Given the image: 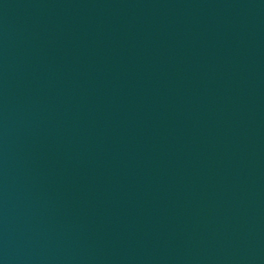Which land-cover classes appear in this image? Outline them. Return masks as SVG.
I'll return each instance as SVG.
<instances>
[{
    "label": "water",
    "instance_id": "water-1",
    "mask_svg": "<svg viewBox=\"0 0 264 264\" xmlns=\"http://www.w3.org/2000/svg\"><path fill=\"white\" fill-rule=\"evenodd\" d=\"M0 264H264V0H0Z\"/></svg>",
    "mask_w": 264,
    "mask_h": 264
}]
</instances>
